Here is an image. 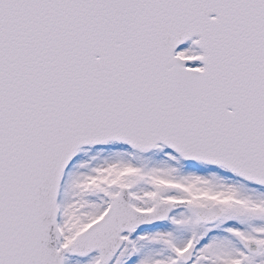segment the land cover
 <instances>
[{
	"label": "snow or ice",
	"instance_id": "snow-or-ice-1",
	"mask_svg": "<svg viewBox=\"0 0 264 264\" xmlns=\"http://www.w3.org/2000/svg\"><path fill=\"white\" fill-rule=\"evenodd\" d=\"M0 264H264V0H0Z\"/></svg>",
	"mask_w": 264,
	"mask_h": 264
}]
</instances>
